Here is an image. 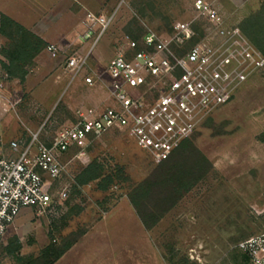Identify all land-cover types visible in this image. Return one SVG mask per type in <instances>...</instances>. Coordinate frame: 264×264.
<instances>
[{
	"label": "rangeland",
	"instance_id": "374dc122",
	"mask_svg": "<svg viewBox=\"0 0 264 264\" xmlns=\"http://www.w3.org/2000/svg\"><path fill=\"white\" fill-rule=\"evenodd\" d=\"M210 1L216 4L227 23L238 26L264 2ZM192 2L0 0L2 11L23 26L42 22V26L51 29L61 25L69 32L64 39L53 43L60 49L57 59L62 78L57 81V73L46 75L35 88L36 102L27 94H20L15 108L18 113L7 112L18 122L21 131L25 127L35 131L43 125V137L49 138L57 128L75 121L76 109L93 106L97 98L104 96L108 85L105 75L102 83L93 86L84 84L82 77L103 71L124 45V28L133 35L139 26L143 32L147 29L171 32L176 23L196 17ZM114 10V19L94 46L86 70L69 85L70 75L63 67L67 55L62 49L75 47L85 12L108 15ZM195 22L202 25L201 18ZM190 139L212 167L170 210L179 207L188 215L171 214L162 220L166 213L162 222L148 231L149 243L140 239L137 229L140 221L127 193L158 163L125 132L114 130L89 144L84 156H77L76 151L67 155L66 174L58 184L71 185L67 197L43 212L23 208L0 245V264H26L50 242L59 243L74 236H79L77 242L54 264H145L143 259L148 255L161 256L168 264H218L227 253L248 260L237 250V243L264 232V71L253 76L233 101L205 119ZM94 158L107 171L120 169L119 178L105 190L99 189L96 181L86 185L74 182L75 175ZM197 220L202 228L208 225L210 229H193L191 224H197ZM114 234L119 238L110 247L105 236ZM15 238L19 248L7 253L4 246ZM201 256L208 259L204 261Z\"/></svg>",
	"mask_w": 264,
	"mask_h": 264
},
{
	"label": "built area",
	"instance_id": "2783aa9c",
	"mask_svg": "<svg viewBox=\"0 0 264 264\" xmlns=\"http://www.w3.org/2000/svg\"><path fill=\"white\" fill-rule=\"evenodd\" d=\"M262 2V0H256ZM196 17L178 22L171 32L147 29L137 40L124 38L101 73L82 77L88 86L108 79L106 99L76 109L74 122L45 139L44 126L20 136L0 137V245L23 208L38 212L64 200L70 184L67 155L84 156L89 144L111 131H123L155 163L166 160L199 125L227 105L255 75L264 71V55L240 27L226 22L210 0H193ZM108 15L85 12L75 47L62 49L69 84L86 70L91 52L111 25ZM201 18L202 25H196ZM45 49L56 54L55 44ZM0 73V108L15 110L20 99L6 92ZM250 264H264V232L237 243Z\"/></svg>",
	"mask_w": 264,
	"mask_h": 264
},
{
	"label": "trees",
	"instance_id": "16d2710c",
	"mask_svg": "<svg viewBox=\"0 0 264 264\" xmlns=\"http://www.w3.org/2000/svg\"><path fill=\"white\" fill-rule=\"evenodd\" d=\"M240 29L250 42L264 55V2L240 23ZM126 36L137 40L144 33L141 26L137 34L124 28ZM0 36L5 42L0 46V68L7 80L17 79L23 83L34 58L46 47V42L11 17L0 13ZM212 167L208 158L187 139L170 156L140 182L132 185L127 198L145 230H151ZM116 169V168H115ZM107 171L98 159H92L74 178L77 185L96 181L99 189L105 190L119 178V170ZM72 236V235H71ZM79 236L63 238L61 242H50L42 248L37 257L26 264H54ZM19 248L18 240H10L4 250L12 254ZM187 262V261H185Z\"/></svg>",
	"mask_w": 264,
	"mask_h": 264
},
{
	"label": "crops",
	"instance_id": "0c3cea01",
	"mask_svg": "<svg viewBox=\"0 0 264 264\" xmlns=\"http://www.w3.org/2000/svg\"><path fill=\"white\" fill-rule=\"evenodd\" d=\"M0 13H3L5 15L11 17L15 21H17V19L15 17L11 16L10 14L4 13L2 11L1 5H0ZM17 22H19V21H17ZM40 23L42 24V22H40ZM40 23L34 22V23L30 24L29 26H24V27H26L27 29H29L30 31H32L33 33L38 35L40 38H42L46 42L47 45L53 44V43H58L60 40L64 39L66 37V35L69 33L68 31L63 29V27L61 25H58L55 29H51V28H48L46 26H42ZM4 42H5L4 38H2L0 36V46L2 44H4ZM58 56H59V52H57L56 54H52V53L48 52L46 49H44L34 58L33 65L29 68V72H28V74H27V76H26V78L22 84L19 83V81L17 79L10 80V81L6 80L5 81V88H6V92L9 95V97L11 99H18V98L21 99L20 94H27V96H29V98H31L33 102L34 101L36 102V99L34 97L35 88L39 85V83H41L43 80L46 79V75H51L52 73L53 74L57 73L55 79L58 81L62 78L61 70L59 68V63H58V59H57ZM97 61H100L99 58ZM105 63H106V61H105ZM1 72H2V69L0 68V73ZM76 80H78V79L73 80L70 84L68 82V84L73 85V83H75ZM80 80L82 81V79H80ZM105 93H106V91L104 92V96H102L100 99H98V98L96 99L95 104H98L102 100L106 99ZM11 111L18 113L16 109L11 110ZM20 115H21V113H20ZM21 116L25 120L27 119V118H25V116H23V115H21ZM26 122H27V120H26ZM27 123H29V122H27ZM25 129L31 130L28 127H25ZM23 131H21V128L19 127L18 122L13 117H11V115H9L8 112H4L0 108V137L4 141H8V140H11L17 136H20L23 133ZM184 198L185 197H183L182 200ZM171 214H175V215H179V216L180 215H182V216L188 215V213H185L183 209H180L179 207H177L176 209H174V211L168 212L162 220L168 218ZM162 220H161V222H162ZM199 222L200 221L197 220V224L196 223L191 224L193 229L194 228L198 229V230L200 228H201V230H206V229L209 230L210 229V226H208V225L206 226V228H202ZM137 229H138V233L140 234V239L142 238L143 241L146 240V242H148L147 233L149 230L148 231L145 230L143 228V226L141 225V223H140V225H138ZM105 237L107 238L110 247H111L110 244H113V242L118 241V239H117L118 236H116L115 234L113 236L112 235L111 236L106 235ZM133 241H135L134 237H133ZM240 252L243 253L242 251H240ZM200 258L203 259L204 261H206V259H208V256H203V258L201 256ZM223 258L224 259H222V258L219 259V261L217 263L218 264H220V263H222V264H250L248 257H247L248 258V260H247V259H245L244 256H243V258H240L237 254L232 255L230 253H227V256H225ZM143 260H144L145 264H168L167 261H165V259L161 256H159V257L154 256L153 257L151 255H148L146 258L144 257Z\"/></svg>",
	"mask_w": 264,
	"mask_h": 264
}]
</instances>
